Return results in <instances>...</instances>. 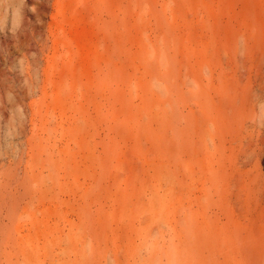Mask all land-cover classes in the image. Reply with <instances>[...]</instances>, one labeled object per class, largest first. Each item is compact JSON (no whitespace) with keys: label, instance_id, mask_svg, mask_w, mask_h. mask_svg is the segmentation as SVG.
Instances as JSON below:
<instances>
[{"label":"rangeland","instance_id":"374dc122","mask_svg":"<svg viewBox=\"0 0 264 264\" xmlns=\"http://www.w3.org/2000/svg\"><path fill=\"white\" fill-rule=\"evenodd\" d=\"M0 264H264V0H0Z\"/></svg>","mask_w":264,"mask_h":264}]
</instances>
